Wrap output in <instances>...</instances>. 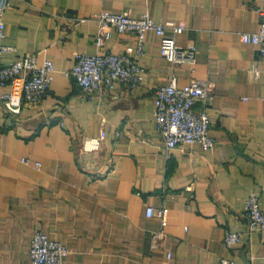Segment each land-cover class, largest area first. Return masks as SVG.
Wrapping results in <instances>:
<instances>
[{
    "label": "crops",
    "instance_id": "1",
    "mask_svg": "<svg viewBox=\"0 0 264 264\" xmlns=\"http://www.w3.org/2000/svg\"><path fill=\"white\" fill-rule=\"evenodd\" d=\"M2 63L33 53L55 64L47 95L19 113L0 103V264H29L34 231L64 243V264H264V233L249 230L243 202L260 198L264 210V57L243 33L259 28L261 0H0ZM101 10L156 23L182 22L178 46L194 45V62L171 64L146 33L143 82L117 96L88 100L65 72L76 52L95 46ZM133 33L113 31L105 47H133ZM260 70L256 78L253 69ZM175 77L213 83L212 98L198 101L211 117V148L166 149L155 129L153 93ZM101 139L85 151L88 138ZM168 207L160 221L146 206ZM238 232L227 247L224 234Z\"/></svg>",
    "mask_w": 264,
    "mask_h": 264
},
{
    "label": "built area",
    "instance_id": "2",
    "mask_svg": "<svg viewBox=\"0 0 264 264\" xmlns=\"http://www.w3.org/2000/svg\"><path fill=\"white\" fill-rule=\"evenodd\" d=\"M4 6L0 5V103L8 113H19L26 103L40 102L48 93L55 64L50 59L37 63L35 54L26 53L2 63L3 54L12 52L13 47L4 43L5 23L2 19ZM97 22L95 46L104 48L102 52H76L74 64L65 74L71 78L81 95L90 100L95 93H110L117 96L122 87L133 88L143 82L145 68L134 56L144 54L146 33L152 31L158 38L159 54L171 64L194 62L195 47L189 44L180 47L175 36L185 29L182 22L156 23L147 11L140 16H132L125 11L101 10L94 16ZM259 28L253 33H243L244 42L257 44L264 57V0L258 8ZM113 31L133 33L136 36L133 47L125 53L116 54L105 47ZM264 72V69H263ZM260 70L253 69L256 78ZM264 84V77L262 78ZM213 83L208 80L191 79L179 86L176 78L158 85L153 93L152 119L155 129L160 133L166 149L198 144L202 148H211L215 138L209 128L211 117L205 108L194 109L198 101L212 98ZM102 135L88 138L84 144L85 151L98 149ZM168 207L155 208L146 206L147 217L160 221L161 228L155 237L160 238L167 224ZM243 216L249 230H260L264 233V210L258 195L249 194L243 202ZM240 241L238 232L227 231L224 244L229 247ZM69 253L68 247L51 239L46 233L36 230L30 240L28 255L29 264H64Z\"/></svg>",
    "mask_w": 264,
    "mask_h": 264
}]
</instances>
